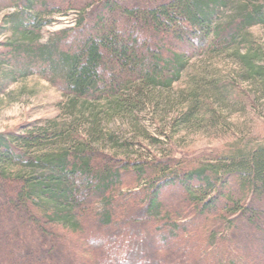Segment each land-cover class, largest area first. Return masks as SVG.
Segmentation results:
<instances>
[{
	"label": "trees",
	"instance_id": "16d2710c",
	"mask_svg": "<svg viewBox=\"0 0 264 264\" xmlns=\"http://www.w3.org/2000/svg\"><path fill=\"white\" fill-rule=\"evenodd\" d=\"M6 9V78L50 83L75 122L0 133V264H264V140L208 163L120 160L97 147L113 142L97 131L99 104L131 115L194 55L264 28V0H0ZM69 14L72 26L41 43ZM251 57L238 59L264 95ZM211 87L213 100L228 94Z\"/></svg>",
	"mask_w": 264,
	"mask_h": 264
},
{
	"label": "rangeland",
	"instance_id": "374dc122",
	"mask_svg": "<svg viewBox=\"0 0 264 264\" xmlns=\"http://www.w3.org/2000/svg\"><path fill=\"white\" fill-rule=\"evenodd\" d=\"M12 11L0 10L1 44L12 39L6 21ZM73 20L72 14L54 18L42 30L40 42L72 26ZM243 37L224 52L194 55L178 82L168 90L156 89L131 115L107 114L99 104L102 112L97 131L113 142L103 145L99 141L97 147L120 160L162 159L172 154L178 162L208 163L239 142L263 141L264 95L238 57L250 54L251 65L263 69L264 74V28L251 27ZM7 74V68L0 66V133H20L51 122H75L74 115L65 111L66 99L56 87L35 75H15L9 80ZM215 84L228 91L220 101L209 93ZM193 95L199 104L196 109L191 106ZM85 134L81 127L80 139L88 140Z\"/></svg>",
	"mask_w": 264,
	"mask_h": 264
}]
</instances>
